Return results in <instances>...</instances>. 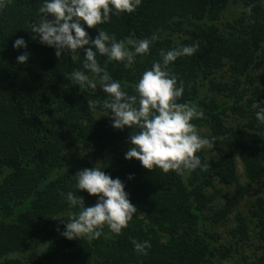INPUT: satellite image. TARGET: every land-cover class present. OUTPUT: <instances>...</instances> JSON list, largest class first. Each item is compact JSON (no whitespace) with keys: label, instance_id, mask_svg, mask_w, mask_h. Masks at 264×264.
<instances>
[{"label":"trees","instance_id":"trees-1","mask_svg":"<svg viewBox=\"0 0 264 264\" xmlns=\"http://www.w3.org/2000/svg\"><path fill=\"white\" fill-rule=\"evenodd\" d=\"M41 3L11 0L0 12V264H259L247 251L264 255V126L253 108L264 104V0H143L132 14L85 26L92 38L100 27L118 40L158 34L134 70L98 57L129 91L161 49L199 43L193 56L170 65L184 81L180 102L204 112L193 123L213 143L197 153L210 167L186 176L125 159L132 130L113 128L111 110L106 116L99 105L87 107L89 98H106L100 86L92 93L71 84L66 76L81 63L57 59L32 39L28 25ZM232 5L241 14L225 24ZM20 37L27 49L13 48ZM24 52L28 61L17 63ZM97 164L125 184L137 212L119 236L105 228L99 239L69 240L61 235L70 211L62 193L74 190L79 170ZM232 188L234 196L222 202ZM77 195L86 207L97 202L86 191ZM246 198L252 207L244 215ZM132 240L150 241L147 256L135 253Z\"/></svg>","mask_w":264,"mask_h":264},{"label":"clouds","instance_id":"clouds-1","mask_svg":"<svg viewBox=\"0 0 264 264\" xmlns=\"http://www.w3.org/2000/svg\"><path fill=\"white\" fill-rule=\"evenodd\" d=\"M143 0H42L38 8L37 19L29 23L28 28L34 34L33 40L55 50V56H71L73 63L81 67L72 70L66 78L79 89L94 93L99 85L106 97L102 102L89 98L87 107L95 112L98 105L108 116L111 110L112 127L123 130L126 126L132 130L129 137V149L125 159L135 158L145 169L162 173L173 172L186 176L197 170H206L197 153L212 149V141L200 134L195 120L204 119V112L190 102H180L184 96L185 85L171 70L180 57H191L199 49V43L170 50L161 49L160 60L154 61L132 86L115 80L109 73L107 64L98 57H105L108 62L122 63L124 68L133 69L137 56H147L152 45L159 40L154 32L150 37L136 39L128 37L118 40L103 27L92 38L85 30L108 24L112 16L122 13L132 14L141 7ZM11 0H0L2 12ZM251 13V7L247 9ZM14 49H27L23 37L13 43ZM79 50H83L80 61ZM29 54L24 52L16 57L17 63L25 64ZM90 74V75H89ZM264 104L254 103L255 118L258 125L264 126ZM103 165L79 170L75 175L74 190L66 194L69 218L64 225L62 236L69 240L99 239L104 229L115 236L122 234L133 220L136 207L131 203L125 184L113 179L102 171ZM132 177L129 176V179ZM86 191L97 197L93 206H85L84 197L77 195ZM64 221V220H63ZM134 251L140 256H147L151 243L132 240Z\"/></svg>","mask_w":264,"mask_h":264},{"label":"rangeland","instance_id":"rangeland-1","mask_svg":"<svg viewBox=\"0 0 264 264\" xmlns=\"http://www.w3.org/2000/svg\"><path fill=\"white\" fill-rule=\"evenodd\" d=\"M241 12L238 9L237 6L232 5L229 9L228 12L225 14L226 17H224L223 22L225 24L227 23H231L234 20H236V18L238 17V15L240 16ZM202 136L206 137L207 132L205 130H202V132L200 133ZM207 150V149H206ZM238 175L239 178L242 180V184H246L247 180L245 179V171H244V167L241 164V162H239L238 164ZM260 194L261 191L260 189L257 190ZM263 193H264V189H263ZM254 195H257V193H254ZM233 197L234 196V189H226L225 191V197L222 199V202L225 200V198L227 197ZM254 198V197H253ZM252 207V200L251 198H246L245 204H243L242 206H240L239 211H241L244 215H247L249 213V210ZM222 233L224 234V232L222 231ZM225 235V234H224ZM252 237L257 238V236L255 234H252ZM257 243V242H256ZM253 249L250 251H247V254L252 256L253 261L256 259L258 261L259 264H264V255L262 253H258L256 254L257 258H254L253 256Z\"/></svg>","mask_w":264,"mask_h":264}]
</instances>
